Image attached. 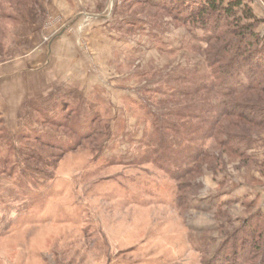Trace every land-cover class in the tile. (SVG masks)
<instances>
[{"label":"rangeland","instance_id":"rangeland-1","mask_svg":"<svg viewBox=\"0 0 264 264\" xmlns=\"http://www.w3.org/2000/svg\"><path fill=\"white\" fill-rule=\"evenodd\" d=\"M161 1L0 0V62L24 56L28 76L11 85L25 78L37 96L8 123L0 116V264H201L200 247L213 254L264 211L262 117L245 156L196 130L191 145L203 142L211 164L179 181L154 154L146 99L172 91L184 106L189 79L212 72L207 25ZM244 2L264 44V0ZM212 88L217 106L227 90Z\"/></svg>","mask_w":264,"mask_h":264},{"label":"trees","instance_id":"trees-1","mask_svg":"<svg viewBox=\"0 0 264 264\" xmlns=\"http://www.w3.org/2000/svg\"><path fill=\"white\" fill-rule=\"evenodd\" d=\"M18 1L26 5V0ZM180 2L188 17L198 18L207 25L206 32L209 34L205 38L206 60L212 72L189 79L194 83L182 95L186 98L184 106L181 105L180 95L165 91L158 93L167 94L166 98L146 99L148 109L145 111L151 119L154 154L161 156L157 160L163 169L178 174L175 175L178 181L184 175L198 173L203 166L211 164L208 163L211 155L204 148L203 142L191 145L196 138L202 136L203 141L206 137H213L231 152L242 156L243 153H239L240 146L251 141L249 124L256 122L257 117H262L264 121V44L255 30L259 20L255 18L252 9L244 0ZM159 4L165 7L161 0ZM241 74L246 77V82L239 78ZM238 82L242 87L240 90H237ZM216 84L226 89L227 93L214 106L210 103V93ZM203 99L209 102L205 103ZM252 112L258 115L255 117ZM181 117L187 120H175ZM192 118L202 121L203 125L193 124ZM55 122L52 121L53 124ZM74 124L72 127L79 129V137L96 138L94 135H97V130L93 127L86 129ZM232 127L242 131L232 132ZM196 130L201 133L200 137H195ZM29 141L42 147L50 146L37 135L29 138ZM71 148L74 150L75 147H68V150ZM184 158H188V163L183 166ZM19 168L21 175L31 170L29 165L23 163ZM205 246L199 249L204 254L201 264H264V211L258 210L246 224L228 234L213 254H209L210 245Z\"/></svg>","mask_w":264,"mask_h":264},{"label":"crops","instance_id":"crops-1","mask_svg":"<svg viewBox=\"0 0 264 264\" xmlns=\"http://www.w3.org/2000/svg\"><path fill=\"white\" fill-rule=\"evenodd\" d=\"M19 50L21 52V48ZM19 57L20 64H17L16 62L13 66H11L10 63L3 64L0 62V116L3 117V119H5L4 121L7 123L12 119V115H16L18 113L17 109L22 107L25 99L31 94L33 96L35 91V89L30 87L25 81V78L23 79V84L16 85L15 83L14 89L12 87L13 80L15 81L17 78L14 74L17 75V72H19V75L21 76H23V74L25 77L28 76V60L22 55ZM35 96L36 93L34 98L37 97Z\"/></svg>","mask_w":264,"mask_h":264}]
</instances>
